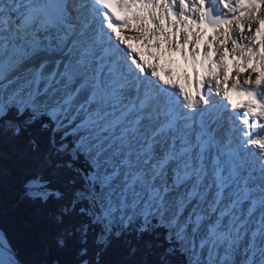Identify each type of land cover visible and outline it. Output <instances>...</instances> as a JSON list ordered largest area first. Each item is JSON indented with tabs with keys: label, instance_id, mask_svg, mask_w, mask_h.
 I'll use <instances>...</instances> for the list:
<instances>
[{
	"label": "snow or ice",
	"instance_id": "obj_1",
	"mask_svg": "<svg viewBox=\"0 0 264 264\" xmlns=\"http://www.w3.org/2000/svg\"><path fill=\"white\" fill-rule=\"evenodd\" d=\"M215 4L0 0V216L7 146L34 264H264V72H237L233 103L220 53L264 64V0ZM0 264H19L2 239Z\"/></svg>",
	"mask_w": 264,
	"mask_h": 264
},
{
	"label": "bare ground",
	"instance_id": "obj_2",
	"mask_svg": "<svg viewBox=\"0 0 264 264\" xmlns=\"http://www.w3.org/2000/svg\"><path fill=\"white\" fill-rule=\"evenodd\" d=\"M231 3H235V0H230ZM215 3V0H214ZM219 8L222 9V5L216 4ZM247 15L248 13H245L244 17H241L239 19V23L244 24L245 26V32L243 33V35H249L248 31H247V26L249 21L247 20ZM236 21L233 22V25H231V28H235V31H231V36L233 38L238 37L241 35V33L239 32V29L236 28ZM255 23H252V25ZM202 33H201V43L198 46V52L202 53L205 50L206 47V43L208 41H211L212 36L215 35L216 33H214L210 28L206 27V26H202ZM253 32L255 31V28H252ZM264 30V27H262V31ZM220 31L222 32L223 29H220ZM261 31V33H262ZM223 39L222 36H219L217 41L215 43L219 44V40ZM264 40V33H263V37H257V41H261ZM223 47H227L229 49V55L227 57V59L225 60V65L228 69V74H229V82H228V87L229 90L230 85L232 83V80L236 78V73L239 72L240 73V79H244L248 77L249 72H251V69L253 67H255L256 72L252 73L253 78L260 74L261 72H264V64L258 62L255 58H252L250 62H248L247 60H245L244 58H241L239 56V50H237V53L233 54L231 52V48H232V44L229 41L226 45L221 46L220 48V53H222L223 51ZM145 59L150 60L151 58L149 57H145ZM198 59H202V56L198 57ZM214 60L219 59V54L213 57ZM159 64L161 65V68H163L164 70H169L172 73V76L175 80H177L180 83H183L185 80V77L187 78L188 81V88L189 91H193L194 90V80H195V74L193 73V65L191 63V61H187L185 62L182 58L180 53H172L168 56H165L164 58H162L159 61ZM196 70L198 73H200L202 70L200 69V65L199 63H197L195 65ZM160 69H158L159 71ZM161 74H163V72H161ZM220 79L223 80V72L221 71L220 73ZM210 82L215 84V80L212 78H209ZM223 86H225L223 83L221 84V89L223 90ZM213 94H214V98L217 101H220L222 98V91L220 93V95H215V90L213 89ZM230 96V94H229ZM231 97V96H230ZM231 100L233 103H239V101H234L233 98L231 97Z\"/></svg>",
	"mask_w": 264,
	"mask_h": 264
},
{
	"label": "trees",
	"instance_id": "obj_3",
	"mask_svg": "<svg viewBox=\"0 0 264 264\" xmlns=\"http://www.w3.org/2000/svg\"><path fill=\"white\" fill-rule=\"evenodd\" d=\"M47 133H45V138ZM69 140L74 137L69 136ZM13 151L10 147L5 148V184H4V205L5 211L0 216V232L3 233L8 245L17 255L21 264H34L39 259L31 237L24 225V221L32 214L34 205L27 201L17 203V196L20 193L23 175H13L10 171L12 167ZM82 166L87 170V164L82 161ZM59 187V185H56ZM38 210V209H37ZM180 259V258H178Z\"/></svg>",
	"mask_w": 264,
	"mask_h": 264
},
{
	"label": "rangeland",
	"instance_id": "obj_4",
	"mask_svg": "<svg viewBox=\"0 0 264 264\" xmlns=\"http://www.w3.org/2000/svg\"><path fill=\"white\" fill-rule=\"evenodd\" d=\"M221 9V8H220ZM222 10V9H221ZM257 27V25L256 24H253L252 25V28H256ZM253 30V29H252ZM263 33H264V30L262 31V33L260 34V35H258L257 37H263ZM249 34V33H248ZM225 86H223V88H224ZM0 239H2L4 242H5V244H6V246L8 247V249H9V251L10 252H12V253H14L13 252V250L10 248V246L8 245V242H7V240H6V238L4 237V235H3V233H1L0 232ZM17 256V255H16ZM18 258V257H17ZM19 264H21L20 263V261H19Z\"/></svg>",
	"mask_w": 264,
	"mask_h": 264
},
{
	"label": "water",
	"instance_id": "obj_5",
	"mask_svg": "<svg viewBox=\"0 0 264 264\" xmlns=\"http://www.w3.org/2000/svg\"><path fill=\"white\" fill-rule=\"evenodd\" d=\"M218 11H220L219 9H217ZM14 254V256L16 257V259L18 260V258H17V256H16V254L15 253H13ZM18 262H19V260H18Z\"/></svg>",
	"mask_w": 264,
	"mask_h": 264
}]
</instances>
